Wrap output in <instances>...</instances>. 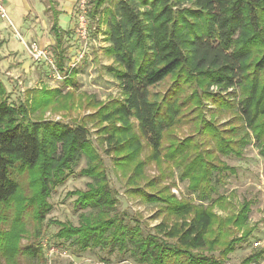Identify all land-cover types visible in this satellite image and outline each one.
<instances>
[{
    "label": "trees",
    "instance_id": "16d2710c",
    "mask_svg": "<svg viewBox=\"0 0 264 264\" xmlns=\"http://www.w3.org/2000/svg\"><path fill=\"white\" fill-rule=\"evenodd\" d=\"M52 5V53L64 73L71 32L61 28ZM76 16L75 10V22ZM87 16L98 28L106 25V52L114 63L108 69L121 96L89 100L94 112L68 124L34 116L58 102L63 86H75L74 74L63 79V86L41 88L30 107L12 102L0 80V259L20 264L24 255L43 257L38 246L20 244L27 235L26 219L42 224L52 209V189L65 183L85 156L80 175L92 182L71 194L77 207L90 212L80 215L78 225L51 222L59 226V240L80 250L130 253L139 264H226L236 244L251 236L252 204L244 201L235 208L226 196L213 197L215 175L235 167L202 147L242 157L254 140L264 157V0H88ZM167 79L164 92L152 91ZM209 101L218 111L230 110L237 124L221 128L214 119L206 120L201 109ZM189 114L197 133L179 139L173 129L189 124ZM89 122L99 146L132 186L128 192L157 207L162 220L155 232L117 211L118 199ZM152 164L158 174L148 177ZM176 169L193 198L171 193ZM25 177L28 192L22 186ZM216 207L231 208V214L222 217ZM234 229L246 234L235 238Z\"/></svg>",
    "mask_w": 264,
    "mask_h": 264
},
{
    "label": "rangeland",
    "instance_id": "374dc122",
    "mask_svg": "<svg viewBox=\"0 0 264 264\" xmlns=\"http://www.w3.org/2000/svg\"><path fill=\"white\" fill-rule=\"evenodd\" d=\"M9 17V19L4 20L0 18L7 27L4 29L5 37L9 38L8 41L16 42L23 55L29 56L26 43L38 44V41H30L25 38L18 21L10 14ZM60 17L63 27L71 32L70 37L66 39L67 54L71 56L76 53L80 46L79 38L75 32V14L71 17L62 14ZM71 18L72 24L70 23ZM88 21L90 29L89 50L80 64L69 73V75L74 74L75 86H63V80L53 78V69L50 65L38 62L43 63L40 65L41 70H39L38 76L36 74V77H29L25 80L20 77L18 82H15L13 78H8V84L3 82L5 85H9L10 100L12 102L23 101L30 107L34 99L38 100L40 98L41 94L38 91L41 88L63 86L64 91L58 102L52 108L41 110L34 118L40 117L73 124L80 122L87 114L94 112L95 108L89 106V100H92V102H106L111 98L121 96V87L108 69L114 63L106 52L108 46V42L105 41L106 25L101 24L98 28L97 24L93 23L90 18ZM52 47L48 45L51 56L54 58ZM29 57H26L27 61H30ZM169 84L170 80L167 79L152 87V91L164 92ZM211 90L220 92L217 87ZM221 93L226 99L230 98L229 94ZM217 107L218 105L211 101L203 103L201 111L206 120L214 119L215 123L221 128L226 125L229 127L237 124V121L232 119L233 114L230 110L223 108L222 111H218ZM191 116L193 115L189 114L187 117L189 124L185 123L178 129H173V133L177 138L185 139L197 133V128L190 121ZM88 128L91 132L90 137L98 147L106 165L110 186L118 199L117 211L121 212L127 218V221L133 223V218L138 219L142 222L145 230L155 232V226L162 220L161 217L156 215L157 207L142 202L140 197L128 192L132 186L127 182V178L114 168L111 154H108L105 148L99 146L96 128L91 122L88 123ZM207 147L212 152L211 157L217 156L222 163L229 167H235L234 172L227 170L215 175L216 192L213 197L217 198L224 195L232 202L231 207L235 208H238L244 201H250L252 204L248 223L249 230H252L251 236L247 240L236 244L235 250L229 253L224 260L226 264H264V157L260 155L259 148L254 140L245 145L242 157L220 154L212 145H204L202 148ZM147 152L143 153L142 157H145ZM87 161V158L82 156L67 181L52 189L49 198L52 209L40 226H37L32 218L28 217L26 219L27 235L22 238L20 244L22 247L27 245L38 246L43 250V257L31 259L30 256L24 255L19 259L20 264H139L130 256V253L120 254L117 251L110 253L108 250L99 248L80 250L70 242L59 240L56 237L59 226L51 224V222H70L78 225L80 215L85 212L89 214L90 212L88 209L83 210L77 207L75 205L76 196L71 194L77 189H88V183L92 182L91 178L80 175V170L87 166ZM146 174L148 177H153L158 174V170L152 164ZM171 180L175 183L174 185L172 183L171 193L178 198H193V194L188 190V181H182L179 178L177 169L174 178ZM145 181L142 180L141 182L144 183ZM27 185L28 178L25 177L22 186L26 187V192L29 191ZM215 210L220 216L227 217L231 214L230 210L232 209L222 210L216 207ZM234 232L235 238H241L246 234L244 230L234 229ZM219 252L216 251L215 256H218ZM248 260L250 262L246 263ZM0 264H6L4 259H0Z\"/></svg>",
    "mask_w": 264,
    "mask_h": 264
},
{
    "label": "crops",
    "instance_id": "0c3cea01",
    "mask_svg": "<svg viewBox=\"0 0 264 264\" xmlns=\"http://www.w3.org/2000/svg\"><path fill=\"white\" fill-rule=\"evenodd\" d=\"M7 6L8 13L16 19L25 38L37 40L40 46L48 48L56 42L55 35L52 31L53 5L59 12V25L63 30H67L60 22V16L66 14L72 16L75 14L76 0H3ZM72 24V18L71 22ZM7 28L5 23L0 20V79L7 83L8 78L27 79L36 77L40 73V65L43 63H34L29 57L23 55L18 49L16 42L8 41L5 37L4 29ZM31 43V42H30ZM52 47V49H53ZM29 57L30 61H27ZM8 84V83H7ZM9 90V85H6Z\"/></svg>",
    "mask_w": 264,
    "mask_h": 264
},
{
    "label": "built area",
    "instance_id": "2783aa9c",
    "mask_svg": "<svg viewBox=\"0 0 264 264\" xmlns=\"http://www.w3.org/2000/svg\"><path fill=\"white\" fill-rule=\"evenodd\" d=\"M75 10L77 15L75 22V32L76 36L79 38L80 46L77 49L76 53L74 55H71L67 63L66 71L64 73L57 68L55 60L51 56V52L49 51V49L40 46L37 43H26L28 55L34 62H44L47 65H50L53 69V78L55 80L65 79L69 75V73L74 68H76L85 58L89 50V21L87 16L88 0H76ZM0 18L2 20L10 18L7 6L3 0H0Z\"/></svg>",
    "mask_w": 264,
    "mask_h": 264
}]
</instances>
